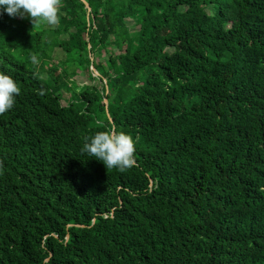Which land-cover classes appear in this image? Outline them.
Masks as SVG:
<instances>
[{
	"label": "trees",
	"instance_id": "obj_1",
	"mask_svg": "<svg viewBox=\"0 0 264 264\" xmlns=\"http://www.w3.org/2000/svg\"><path fill=\"white\" fill-rule=\"evenodd\" d=\"M86 1L0 16V264H264V0ZM108 130L131 169L81 154Z\"/></svg>",
	"mask_w": 264,
	"mask_h": 264
},
{
	"label": "clouds",
	"instance_id": "obj_2",
	"mask_svg": "<svg viewBox=\"0 0 264 264\" xmlns=\"http://www.w3.org/2000/svg\"><path fill=\"white\" fill-rule=\"evenodd\" d=\"M61 0H0V16L6 12L10 17L29 18L33 29L41 21L55 26L59 23V8ZM35 62L36 58H32ZM21 89L15 80L0 72V115L11 110L15 105V98ZM43 95V91H38ZM81 154L94 157L102 161L107 169L115 168L124 172L135 166V142L133 137L125 132L115 130L97 132L92 137H85ZM0 162V168H2Z\"/></svg>",
	"mask_w": 264,
	"mask_h": 264
},
{
	"label": "rangeland",
	"instance_id": "obj_3",
	"mask_svg": "<svg viewBox=\"0 0 264 264\" xmlns=\"http://www.w3.org/2000/svg\"><path fill=\"white\" fill-rule=\"evenodd\" d=\"M131 23L132 22H128V24H131ZM46 25L48 27L52 26V25H48V24H46ZM115 50H118V49H115ZM102 56L105 57L106 54L103 52ZM64 58H65V53L62 51V49L61 48H56L55 53H54V61L55 62H57V61L59 62L61 59H64ZM94 75L96 77H99V75H97L96 72H94ZM75 79H76V81L79 84H84V83L91 82L90 79H89L88 72L86 70L79 71V74L75 76ZM64 96H65V98H64L63 102H64V104H66V102L68 101V98L70 97V93L65 91Z\"/></svg>",
	"mask_w": 264,
	"mask_h": 264
},
{
	"label": "water",
	"instance_id": "obj_4",
	"mask_svg": "<svg viewBox=\"0 0 264 264\" xmlns=\"http://www.w3.org/2000/svg\"><path fill=\"white\" fill-rule=\"evenodd\" d=\"M88 8V14L91 12V7L89 5V3L86 1V0H83ZM94 71L97 73V75H99V72L97 71V69L95 67H93ZM105 102L107 103L108 102V99L105 98Z\"/></svg>",
	"mask_w": 264,
	"mask_h": 264
}]
</instances>
